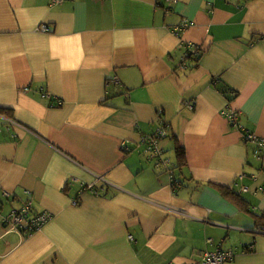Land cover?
<instances>
[{
  "label": "crops",
  "instance_id": "crops-1",
  "mask_svg": "<svg viewBox=\"0 0 264 264\" xmlns=\"http://www.w3.org/2000/svg\"><path fill=\"white\" fill-rule=\"evenodd\" d=\"M248 134L264 0H0V264H264ZM26 203L53 217L23 236L3 218Z\"/></svg>",
  "mask_w": 264,
  "mask_h": 264
},
{
  "label": "built area",
  "instance_id": "built-area-1",
  "mask_svg": "<svg viewBox=\"0 0 264 264\" xmlns=\"http://www.w3.org/2000/svg\"><path fill=\"white\" fill-rule=\"evenodd\" d=\"M59 1V0H57ZM187 25V22L184 21L180 26L176 29L180 30ZM47 25L44 24L41 26V30L46 31ZM236 111V112H235ZM161 112V110H160ZM228 118L231 121V124H235V126H240L237 122L238 112L236 109L231 108L230 112H227ZM160 134V135H159ZM151 137H144L143 142L150 145L153 148H157L159 145L158 137L165 136V129L162 126L160 128V133ZM246 139H252L257 145V153L260 158L264 160V138L256 137L252 134H248L245 136ZM124 150L127 149L125 145H122ZM245 174L239 175V179H243ZM241 188L247 189L245 185H241ZM5 194L9 195V193L5 192ZM31 204L26 203L20 208L13 209L9 212V214L5 215L3 220L11 225V229L13 231L21 233L23 236H27L31 233H34L36 230H40L43 225L53 217V213L49 211H43L40 215L31 219L29 216L31 210ZM264 229V227H262ZM238 253L235 249H222L218 248L215 250H205L200 259H194L188 261L187 264H225L228 261H231L235 255ZM170 264H184L178 262H171Z\"/></svg>",
  "mask_w": 264,
  "mask_h": 264
},
{
  "label": "trees",
  "instance_id": "trees-1",
  "mask_svg": "<svg viewBox=\"0 0 264 264\" xmlns=\"http://www.w3.org/2000/svg\"><path fill=\"white\" fill-rule=\"evenodd\" d=\"M191 51V54H190V57H192V58H197V49L196 48H194V49H191L190 50ZM163 127H164V129H165V131H166V128H167V123L165 122H163ZM166 136H167V134H165ZM177 155H178V157L180 158V161H181V164L182 163H187L186 162V152H185V149L182 147V146H178L177 147ZM229 194V196L235 201V202H237V204H239V205H242L243 204V201H245L244 200V198L241 196V194H239V193H236V192H232V193H228ZM22 207V206H21ZM20 208V207H19ZM241 209H244V210H246V208L247 207H245V206H242V207H240ZM13 209H17V208H13ZM13 209H11V211L13 210ZM43 211H40V212H34V207H31V210H30V214H29V216L31 217V219L32 218H34V217H36V216H38V215H40L41 213H42ZM254 213V219H255V222L257 223V224H259V227H258V231L259 232H262V233H264V229H262V227H264V212H262V213H255V212H253ZM37 231V230H36Z\"/></svg>",
  "mask_w": 264,
  "mask_h": 264
},
{
  "label": "rangeland",
  "instance_id": "rangeland-1",
  "mask_svg": "<svg viewBox=\"0 0 264 264\" xmlns=\"http://www.w3.org/2000/svg\"><path fill=\"white\" fill-rule=\"evenodd\" d=\"M173 155V153H171Z\"/></svg>",
  "mask_w": 264,
  "mask_h": 264
}]
</instances>
